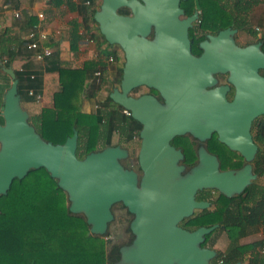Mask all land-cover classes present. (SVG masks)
<instances>
[{
	"label": "water",
	"instance_id": "water-1",
	"mask_svg": "<svg viewBox=\"0 0 264 264\" xmlns=\"http://www.w3.org/2000/svg\"><path fill=\"white\" fill-rule=\"evenodd\" d=\"M180 1L100 0L93 13L106 43L123 52L119 87L105 100L124 107L131 119L143 124L140 176L121 163L128 151L119 144L80 158L76 128L62 143L44 139L21 104L14 67L0 64L10 78L0 105V195L13 179L43 167L66 193L68 211L83 216L89 233L99 236L113 218L112 204L121 201L135 215L130 224L135 238L110 264H212L216 250L201 243L218 224L188 230L178 222L209 206V201L195 198L197 191L215 189L232 197L258 177L252 164L258 145L250 127L264 114L262 42L239 46L230 36L233 30L225 29L209 35L195 55L188 38L195 15L182 18ZM121 8L129 13L119 12ZM226 72L235 87L231 100L227 85L206 88L215 84V73ZM139 85L156 89L163 102L151 94L130 95ZM213 132L239 152L245 164L221 170L216 155L200 145L196 163L185 171L179 163L183 154L170 139L189 133L202 143Z\"/></svg>",
	"mask_w": 264,
	"mask_h": 264
},
{
	"label": "trees",
	"instance_id": "trees-1",
	"mask_svg": "<svg viewBox=\"0 0 264 264\" xmlns=\"http://www.w3.org/2000/svg\"><path fill=\"white\" fill-rule=\"evenodd\" d=\"M62 1L57 0L59 3ZM85 1L65 0L70 9H77L82 15L81 22L89 31V20L95 23L93 13L99 5H91L89 9ZM89 1L91 4L95 2ZM261 3L264 0H236L235 7L241 23L244 16ZM119 12L125 13L123 10ZM34 22V16H30L27 24ZM80 24L76 20L69 24L68 38L73 48L84 36L79 32ZM5 33L0 34V60L10 66L18 57L25 59L22 69H15L19 93L34 99L28 91L32 89L37 94L42 88V73L57 72L59 85L53 93L52 104L29 117L44 139L62 143L76 128V153L81 158L92 150L111 144L113 132L120 136H129L134 132V120L117 111L109 101H100V106L91 113L81 109L83 99L96 96L101 85L107 82L108 55L101 53L104 48L100 45L108 44L103 37L97 43L98 55L86 59L80 67L61 61L58 52L54 51L37 69L32 65L31 51L26 48L25 40H12ZM251 35L256 36L255 30L251 29ZM258 40L262 42L263 49L264 35ZM112 55L115 57V52ZM95 71H100L98 81L93 79ZM0 77L9 86V76L0 71ZM251 132L258 145L252 161L257 179L236 196L217 193L212 199L213 210L196 211L184 220L186 226L192 229L218 223V230L226 232L228 244L223 251H218L217 256V260H222L221 264L237 261L244 264L245 260V264H264V255L259 252L260 239L246 244L240 242L241 238L264 231V184L260 181L264 178V114L253 120ZM186 160L192 162L193 156L188 155ZM203 192L210 194V190ZM109 260L104 237L90 234L84 217L68 211L66 193L57 187L56 179L45 168L30 169L22 179H13L7 193L0 195V264H108Z\"/></svg>",
	"mask_w": 264,
	"mask_h": 264
},
{
	"label": "flooded vegetation",
	"instance_id": "flooded-vegetation-1",
	"mask_svg": "<svg viewBox=\"0 0 264 264\" xmlns=\"http://www.w3.org/2000/svg\"><path fill=\"white\" fill-rule=\"evenodd\" d=\"M235 1L236 0H181L180 1V7L183 9V13L181 15L182 18L191 17L195 15L193 19L191 20L190 27L188 28V38L190 40V49L193 54L199 55L202 52V48L200 47V44L201 42L208 40L209 35H216L218 31L225 30V29L233 30L230 36L232 37L235 44L239 46H245V45L251 44V10L246 14V16H244L243 22L241 23L240 15L237 11V8L235 7L236 5ZM240 32L244 33L250 39L245 43H240L237 39ZM261 70H264V69H261ZM261 70H259L260 73H261ZM214 77L216 79L215 84H213L212 86H207L206 88L211 89L218 85H227L228 89L226 91V97L228 100H231L235 93V87L233 84L228 82L227 80L228 73L227 72L226 73H215ZM120 78H121V75L118 80V85H115L117 87H119ZM141 87H143L141 91L134 93L137 89H140ZM129 94L134 97H138L143 94H151L155 96L158 100L163 102V99L160 96L159 92L156 89L150 88L146 85H139L137 87H134L133 89L130 90ZM113 104H114V108L117 111L124 113L126 115H129V112L124 107L116 103H113ZM132 127L134 128V134H135L134 138L135 139H133L132 137L130 138L128 137L127 134H125L123 135L124 136L123 138L125 139V140L123 139V141L128 142L127 144H125L124 142H121V143L117 142L114 144H119L122 147L127 149L128 155L126 158L121 160V163L127 168L134 169L140 176L142 174V171L139 169L138 154L142 146V137L140 136V131L143 128V124L134 120ZM250 133L252 134L251 127H250ZM132 142H135L136 144L135 146L136 155L134 157L135 158L134 160L136 162L135 168L133 167L134 166L133 159H132L133 156H132L131 147H130ZM169 143L174 148L179 149L181 153L183 154V158L179 161V163H182L185 165V171L188 168H190L193 164L196 163L197 150L200 145H203L208 152L216 155L219 161V168L221 170L238 169V168H241L246 162L244 157L239 152L231 150L227 145L219 141L217 138V134L214 132L211 134L209 138H207L202 143L189 133L175 135L174 137L170 139ZM188 155L193 156V161L190 163H188L186 160V157ZM203 190H210V194L203 192ZM203 190L197 191V193L195 194V198L197 200H207L209 201L210 204L204 209H195L193 214L196 211L214 209V205L212 204V199L217 196V193H220V192H218L215 189H203ZM116 205H118L117 209L115 208ZM111 212L113 214V218L108 223V228H107L106 233L101 235L105 239L107 254L109 255V258H110L108 264H110L116 256H119L120 254L119 249L122 246L130 245L133 239L135 238L134 233L130 230V224L132 220L134 219L135 215L129 212L128 208L121 201L115 202L112 204ZM119 216H123L128 219L126 220V223L124 222V224L122 225V228L120 229V231H118V234L115 235L113 230H111V225L113 222H115L118 219ZM186 218L188 217H185L182 220H180L178 222V225L188 230L195 229V228L192 229L186 226V224L184 223V220ZM214 224H218V223H214ZM219 227L220 226L218 224V226L212 232L205 235L204 240L201 243L202 246L213 248L212 246L209 245L208 242L210 240L212 241V234L216 230H218ZM216 252H217L216 256L211 260L212 264H219L218 263L219 260H217L218 250H216Z\"/></svg>",
	"mask_w": 264,
	"mask_h": 264
},
{
	"label": "crops",
	"instance_id": "crops-1",
	"mask_svg": "<svg viewBox=\"0 0 264 264\" xmlns=\"http://www.w3.org/2000/svg\"><path fill=\"white\" fill-rule=\"evenodd\" d=\"M72 1L81 2V0ZM7 2L10 3V6L4 8L3 5ZM15 10L19 12L18 17L14 16ZM39 12L43 13V18H38L37 14ZM30 16H34L35 22L28 25L27 21ZM72 20L81 23L79 26V32L84 34L82 40L76 44L75 48L71 46L68 38L69 24ZM81 21L82 15L79 14L77 9H70L65 0L60 3L57 2V0H0V34L6 32V37H10L12 40H20L24 39L26 34L33 28L43 31L48 34L54 51L58 52L59 59L64 62H69V64L74 67L82 66L86 59L93 57L97 52L98 41L102 40L89 42L88 38L90 36H92V38H96V36L93 32L90 34V31L86 30ZM13 45L14 42L11 46ZM104 47H106L105 43L100 45V48ZM91 50L93 53H91ZM24 62L25 59L18 57L13 61L11 66L16 69ZM1 63L4 64L3 61L0 60V64ZM43 64H45L44 61H36L32 59V65L34 68L39 69ZM111 64L112 63L108 64V72ZM0 71L3 72L1 65ZM58 85L57 72L44 71L42 73V88L37 93L40 95L39 99H36L35 97L34 99H30L26 95L23 96L20 93L21 104L27 110L29 116L38 113L42 107L50 106L52 104V96L58 89ZM7 87L8 86L5 85V80L0 77V92H2V95ZM86 99H83L82 101V111L86 113L94 112L96 104L86 102ZM261 232L262 231L251 234V238L254 234L260 233L261 236Z\"/></svg>",
	"mask_w": 264,
	"mask_h": 264
},
{
	"label": "rangeland",
	"instance_id": "rangeland-1",
	"mask_svg": "<svg viewBox=\"0 0 264 264\" xmlns=\"http://www.w3.org/2000/svg\"><path fill=\"white\" fill-rule=\"evenodd\" d=\"M94 4H100V0H95V2L93 4H89L88 8H91V5ZM120 10H123L125 13H129V10L127 8H121ZM83 22V21H82ZM90 22V27L91 32L94 33V35L96 36L95 41L96 40H101L102 36L99 34V31L97 30V24L93 23L89 20ZM251 29L255 30L256 32V36L251 35V42L253 41H257L260 35H264V3H261L257 6H255L252 10H251ZM238 41L240 43H245L247 42L250 38L248 36H246L244 33L240 32L238 37H237ZM264 49V47H263ZM115 52V58L113 61H110L109 63H112L110 66V70L108 72V74H106L107 76V82H105L104 84L101 85V87L98 89L96 96L93 97H86L84 99H86V102H90V103H95L97 106L94 108L95 110L98 108V106H100V101L105 100L108 92L112 89L113 86L118 85V80L119 77L121 75V66H122V62H123V52L120 49L119 46L117 45H108L106 47H104V49L101 51V53H103V55H109V54H114ZM91 53H93V51L91 50ZM94 57V56H93ZM114 66V67H113ZM261 73L264 75V71H261ZM95 81L99 80V77L93 78ZM93 79L91 80L93 82ZM97 86V83L95 82L94 87ZM143 89V87H141L140 89H137L134 93H137L139 91H141ZM89 92V88L87 89V94ZM2 92H0V103H1V96ZM26 105V104H25ZM134 132L132 134H130L128 137H132L134 138ZM124 136H120L119 133L117 132H113L111 135V144L117 143V142H124L125 144H127L128 142L123 141ZM127 137V138H128ZM125 140V139H124ZM135 142H132V144L130 145L131 147V152H132V156H133V167H136V162H135V155H136V149H135ZM260 181L264 184V178H261ZM115 208H118V205L115 206ZM128 218L123 217V216H119L118 219L112 223L111 225V230H113V232L116 234H118V231H120V229L122 228V225L124 224V222L126 223V220ZM256 238H260V233L259 234H254V236L251 235L246 236L244 238H241L240 242L242 244H246V243H250L251 240H256ZM213 241V242H212ZM212 241L210 240L208 243L210 246H212L214 249L218 250V251H223L227 244H228V237L227 234L224 230H216L213 234H212ZM247 262V260L244 261V264Z\"/></svg>",
	"mask_w": 264,
	"mask_h": 264
},
{
	"label": "built area",
	"instance_id": "built-area-1",
	"mask_svg": "<svg viewBox=\"0 0 264 264\" xmlns=\"http://www.w3.org/2000/svg\"><path fill=\"white\" fill-rule=\"evenodd\" d=\"M85 4L89 5L90 1L86 0ZM9 6H10V3H8V2L3 5L4 8H7ZM14 16L18 17L19 16V12L15 10L14 11ZM37 16H38V18H43V13L39 12L37 14ZM24 40H25L26 48L31 51V57H32L33 60L44 61L47 57L51 56L53 54V52H54V48H53V46L51 44V40H50L48 34L43 32V31L36 30V29L33 28L26 34ZM88 40H89V42H93V41H95V38H92V36H90L88 38ZM97 55H98V52H96L94 54L95 57ZM114 58L115 57L110 54V55H108L106 57V61L107 62L113 61ZM22 64L20 66H18L16 69L21 70L22 69ZM99 76H100V71H95L94 72V77L98 78ZM28 93H29V95H34V97L36 99L40 98V95L34 93V91L32 89H30L28 91ZM260 240H261V244L259 246V252H260L261 255H264V231L261 232ZM221 262H222V260L219 259L218 263L220 264Z\"/></svg>",
	"mask_w": 264,
	"mask_h": 264
}]
</instances>
